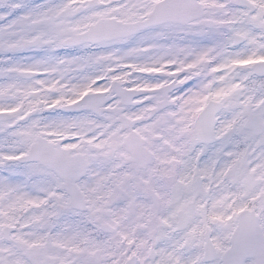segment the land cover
<instances>
[{
	"label": "snow or ice",
	"instance_id": "1",
	"mask_svg": "<svg viewBox=\"0 0 264 264\" xmlns=\"http://www.w3.org/2000/svg\"><path fill=\"white\" fill-rule=\"evenodd\" d=\"M0 264H264V0H0Z\"/></svg>",
	"mask_w": 264,
	"mask_h": 264
}]
</instances>
